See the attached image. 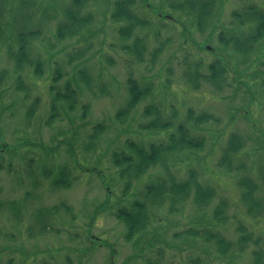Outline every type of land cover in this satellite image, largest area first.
<instances>
[{
    "label": "rangeland",
    "instance_id": "obj_1",
    "mask_svg": "<svg viewBox=\"0 0 264 264\" xmlns=\"http://www.w3.org/2000/svg\"><path fill=\"white\" fill-rule=\"evenodd\" d=\"M71 1H56L53 9L48 5L51 0H40L27 11L33 16L29 57L42 63L38 69L28 65L16 69L9 51H18L17 38L5 25V44L0 47V264H250L253 244L243 257H233L235 247L222 257L205 232L222 234L236 245L239 236L235 229L241 221L253 232V240L262 238L264 242V218L247 214L238 189L241 177L264 171V54H250L244 62L220 42L221 33L238 30L234 12L244 11L252 3L264 8V0H218L203 32L191 17L170 9L169 3L178 0H137L135 11L149 22L138 31L148 44L142 64L125 53L124 47L132 40L122 41L117 33L122 25L111 22L115 0H90L84 10L94 16L89 30L60 41L57 21L50 15L62 19ZM147 1L153 7L165 3L164 18L151 7L145 8ZM10 10L8 7L5 14L8 20ZM44 15L49 19L44 21ZM249 26H243L242 33L247 34ZM160 46L163 50L153 62L152 55ZM218 60L226 70L223 89L203 79L189 82L188 71L199 69L206 77L208 67ZM58 68L62 69L59 80L55 76ZM80 71L88 73L91 89L78 81ZM131 77L141 86L149 85L152 95L119 123L116 116L130 99ZM67 85L79 97L73 110L64 100L57 101L51 91L55 87L65 93ZM153 103L164 111L165 120L176 113L175 121H184L189 110L218 120L201 126L206 146L192 155L193 160L187 161V154H182L174 158L175 164L171 161L177 182L185 181L188 170L195 168L199 181L211 186L216 197L201 215L191 199L183 209L177 204V212L170 209L169 202L163 208L150 206L149 227L127 241L118 209L144 202L145 186L165 175L161 167L152 168L139 181L134 180L124 196L125 181L112 156L129 153L127 141L148 146L168 139L170 131L139 129L152 120L151 114L146 117L144 113L153 109ZM100 123L107 130L96 148L86 152L88 137ZM233 133L245 141L233 162L234 172L220 167L223 149ZM66 165L74 184L67 190H54L50 171ZM95 167L99 171L87 172ZM222 200L229 205L228 219L218 225L213 212ZM64 204L71 207L72 214L64 213L60 207ZM47 211L49 215L39 218V212ZM41 219L47 225L45 231ZM191 229L199 231L196 238L188 236Z\"/></svg>",
    "mask_w": 264,
    "mask_h": 264
},
{
    "label": "trees",
    "instance_id": "obj_2",
    "mask_svg": "<svg viewBox=\"0 0 264 264\" xmlns=\"http://www.w3.org/2000/svg\"><path fill=\"white\" fill-rule=\"evenodd\" d=\"M40 0H0V47L4 43L5 30L9 26L13 32V35L17 38V52H10L9 57L15 62L17 70H23L25 66L37 69L41 66V62L32 61L29 57L30 52V38L31 34L28 31L31 27L32 13L27 12ZM63 0H51V7L54 9L55 2ZM177 3H169L170 9L182 12L192 18V23L197 26L198 30L203 32L210 23L209 20L213 17L215 7H217L218 0H178ZM18 3L19 6L16 5ZM90 5V0H72L71 6L67 7L63 11L62 19L56 15H50L51 18L55 17L57 21L56 36L60 41L73 39L78 37L83 31H88L91 25L94 23V16L92 13H84V10ZM139 5L137 0H115L113 3V10L111 14V22L114 25H122L117 28L119 38L126 43V41L132 40L131 45L124 47L125 53L129 54L136 63L142 64L144 57L148 52L147 40L144 37L138 35L139 30H143L149 26V22L145 20L135 9ZM145 2V8H152L158 13V17L164 15L162 11L165 8V3L159 6H152ZM256 3H252L246 7L242 12H234L233 18L238 20L237 31L230 32L229 34L221 33L220 42L230 49L236 56L243 58L244 62L248 59L250 54L257 52V56L261 57L264 54V8L260 7ZM8 7L11 8V19L8 20L5 14L8 11ZM51 8V9H52ZM65 9V8H64ZM62 11V10H61ZM60 11V13H61ZM46 15L42 16L45 21ZM46 19H49L47 17ZM209 22V23H208ZM208 23V24H207ZM207 24V25H206ZM250 25L249 32L247 34L242 33L241 28L243 26ZM29 28V29H21ZM86 31V32H87ZM241 32V33H240ZM35 34V33H32ZM224 35V37H223ZM227 36L229 38H227ZM258 44H260L258 48ZM29 50V51H28ZM163 47L160 46L153 53V62L157 60L158 55L161 54ZM222 63L218 60L214 64H211L208 69L210 74L204 77L197 69L196 72L186 73L189 76V82L195 84V81L203 79L207 84L218 89H223L225 86L224 81L226 79V70L221 69ZM198 67V65L196 66ZM62 69L56 70L55 76L59 80ZM38 74V73H37ZM189 74V75H188ZM79 82L86 88H92V80L87 72L80 71ZM40 76V73L38 74ZM56 80V81H57ZM130 86V99L126 106L121 109L116 120L119 123H124L125 118H128L133 110L139 103L148 99L152 95V89L149 85L141 86L140 83L134 80L132 77L128 80ZM58 100H64L69 104V109L75 107V101L78 94L75 90L67 85L65 93L57 92L55 87L51 90ZM153 109L145 111L146 117L153 116L152 120L139 127L142 132L156 133L161 130L170 131L168 139L159 142L151 143L146 146L143 144H137L132 141H127V152L115 153L112 156L114 164L120 168L119 177L123 182L125 181V188L123 189L124 196L128 194L129 190L133 186V181H139L144 177L152 168L161 167L164 170L165 177H158L155 183L145 186L144 202L135 201L130 208L121 206L118 209V217L123 221L127 228L126 240L130 241L135 236L142 233L149 227L151 220V209L149 208H163L164 205L169 202L170 209L175 210L177 204L183 209L185 205L192 200L193 207L197 210L198 214H202L210 203L216 197V192L211 186H207L199 181V173L194 169H189L188 178L185 181L177 182L176 177L172 172V164H175L174 158L178 159L182 154H187V161L193 160L192 155H196L197 151H202L206 146V138L201 134V126L208 124L211 120L215 123L213 116L207 114L196 115L194 111L189 110L184 121L177 123L178 115L173 114L170 120L164 119V111L161 107L153 103ZM88 108H85L87 110ZM151 114V116H149ZM53 115H57L56 109H53ZM107 130V126L104 123L96 125L91 134L88 137V142L85 146V151H93L99 142V138ZM245 148V141L241 135L237 133L231 134L228 139L226 147L223 149L222 157L220 160V167L223 169H230L234 172L233 162L235 157ZM195 159V158H194ZM84 170V169H83ZM98 168L87 170V172L93 173ZM241 169L237 168V171ZM51 185L54 181V190H64L72 188L74 179L72 172L68 165L59 167L54 171H50ZM238 189L241 190V201L245 206L247 214L251 215L255 219L264 218V171L261 170L259 174L246 175L239 179ZM260 194L262 196H260ZM259 196V197H258ZM148 205V206H147ZM64 213L72 214V209L67 204L60 206ZM174 208V209H173ZM228 202L222 200L213 212V221L216 224L227 223ZM13 210H16L12 207ZM178 210L176 209L175 212ZM12 216H15L14 212H11ZM39 218L49 215L47 212H39ZM40 225L43 227V231L46 230L47 225H44L42 219ZM235 232L239 236L236 245L227 241V238L219 233L205 232L208 241L214 242V247L219 256L226 257L232 250H234V258L243 257L248 246L253 244L255 248L251 252L252 261L250 264H264V242L262 238L253 240V232L248 229L243 222L239 221L236 225ZM199 231L189 230L187 234L189 237H197ZM235 247V248H233ZM233 248V249H232ZM238 248V249H237ZM232 249V250H231ZM147 264H154L153 262H147Z\"/></svg>",
    "mask_w": 264,
    "mask_h": 264
}]
</instances>
